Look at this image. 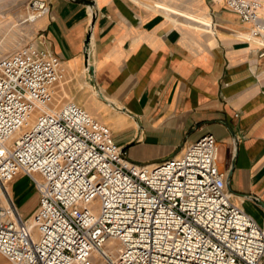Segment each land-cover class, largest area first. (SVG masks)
Masks as SVG:
<instances>
[{
	"label": "built area",
	"instance_id": "built-area-1",
	"mask_svg": "<svg viewBox=\"0 0 264 264\" xmlns=\"http://www.w3.org/2000/svg\"><path fill=\"white\" fill-rule=\"evenodd\" d=\"M227 6L251 25L264 55L262 2ZM29 10L32 23L49 5L32 0ZM65 76L63 59L34 44L0 58V253L7 264H264V227L231 200L213 134L180 156L137 163L108 125L75 101L56 100L53 87ZM20 175L39 194L29 218L9 192Z\"/></svg>",
	"mask_w": 264,
	"mask_h": 264
},
{
	"label": "crops",
	"instance_id": "crops-1",
	"mask_svg": "<svg viewBox=\"0 0 264 264\" xmlns=\"http://www.w3.org/2000/svg\"><path fill=\"white\" fill-rule=\"evenodd\" d=\"M90 1L46 0L49 12L30 25L32 44L66 66L56 100L108 125L137 163L180 156L213 134L231 200L264 227V55L251 25L227 0ZM19 2L0 3L5 20L21 19Z\"/></svg>",
	"mask_w": 264,
	"mask_h": 264
},
{
	"label": "rangeland",
	"instance_id": "rangeland-1",
	"mask_svg": "<svg viewBox=\"0 0 264 264\" xmlns=\"http://www.w3.org/2000/svg\"><path fill=\"white\" fill-rule=\"evenodd\" d=\"M2 1L3 0H0V3ZM31 2L32 0H20L19 3H21V9H25L21 10V19H19V21L11 20V18L5 20L2 15L3 13L0 12V58L11 54L16 49L24 45L32 44L35 41V38L33 37L34 33L31 31L30 25H36L38 22H32L31 24L30 22H25V18H27L28 12L30 11L29 6ZM67 101L69 100H64L63 103ZM19 177H17L16 179H18ZM16 179L9 184V191L12 195L14 194V196L16 194L13 191V185L16 183ZM17 186L18 187L16 188V193L19 194L20 191L24 192L23 195H17L16 204L23 212L24 217H27L31 214L32 207L37 203L39 194L32 180L28 178L20 180ZM106 246L109 248H114V245H112L111 243H108ZM95 258H97L99 263L102 262L100 261V258L98 256H96ZM0 264H7L6 258L1 253Z\"/></svg>",
	"mask_w": 264,
	"mask_h": 264
},
{
	"label": "water",
	"instance_id": "water-1",
	"mask_svg": "<svg viewBox=\"0 0 264 264\" xmlns=\"http://www.w3.org/2000/svg\"><path fill=\"white\" fill-rule=\"evenodd\" d=\"M83 2H85L89 5L93 4L92 1H90V0H83ZM92 31H93V26L91 25L89 30H88L86 42H85V53L87 56L89 55V52L91 51V47H92V44H91Z\"/></svg>",
	"mask_w": 264,
	"mask_h": 264
},
{
	"label": "bare ground",
	"instance_id": "bare-ground-1",
	"mask_svg": "<svg viewBox=\"0 0 264 264\" xmlns=\"http://www.w3.org/2000/svg\"><path fill=\"white\" fill-rule=\"evenodd\" d=\"M264 12V5H263V7L260 9V11H259V13H260V15L262 16V13ZM33 13V12H32ZM33 16V14L32 15H30L29 17H27V18H25V22H26V19L28 20L30 17H32ZM38 20H40V19H38ZM38 20H36V21H38ZM36 21H34V22H36ZM10 192V191H9ZM11 194V193H10ZM12 195V194H11Z\"/></svg>",
	"mask_w": 264,
	"mask_h": 264
}]
</instances>
